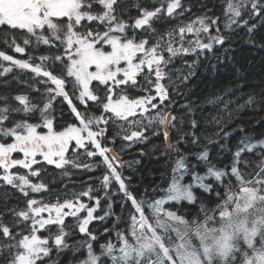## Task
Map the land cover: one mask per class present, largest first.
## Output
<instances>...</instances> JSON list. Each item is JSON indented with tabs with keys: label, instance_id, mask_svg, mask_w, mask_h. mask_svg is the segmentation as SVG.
Segmentation results:
<instances>
[{
	"label": "snow or ice",
	"instance_id": "1",
	"mask_svg": "<svg viewBox=\"0 0 264 264\" xmlns=\"http://www.w3.org/2000/svg\"><path fill=\"white\" fill-rule=\"evenodd\" d=\"M132 7L137 15L125 19L120 0H0V29L22 39L23 46L11 42L16 53L55 50L35 57L39 63L31 54L16 59L0 51L10 62L0 65V76L15 67L43 86L22 81L30 93L0 95V187L24 202L0 209V264H64L68 253V264H264V134L257 138L235 121L249 106L264 109V90L259 99L254 91L242 93V84L225 90L206 101L216 109L210 118L184 91L210 53L217 62L221 50L229 58L225 32L243 30L255 43L264 30V0H224L220 16L209 15L211 9L196 15L185 0L150 6L136 0ZM209 68L215 72L217 64ZM237 92L247 96L243 103ZM57 103L74 120L59 130ZM150 136H162L164 154L175 156L171 182L139 194L120 153ZM118 140L125 142L119 151ZM225 156L228 162L218 166ZM48 166L62 177L70 169L101 175L80 191L56 192ZM194 188L217 201L208 208L200 199L202 221L165 207L197 203ZM157 192L164 195L157 199ZM94 221L102 231L91 227Z\"/></svg>",
	"mask_w": 264,
	"mask_h": 264
},
{
	"label": "trees",
	"instance_id": "2",
	"mask_svg": "<svg viewBox=\"0 0 264 264\" xmlns=\"http://www.w3.org/2000/svg\"><path fill=\"white\" fill-rule=\"evenodd\" d=\"M139 2L144 6H150L151 0H139ZM136 3V0H120L119 10H123L124 18L128 19L129 17H135L138 10L132 5ZM185 3H191L193 6V12L196 15L203 14L208 12L209 15L220 16L222 14V9L224 6V0H185ZM165 25L157 23L156 27L163 29ZM222 27V26H221ZM223 31V27H222ZM225 35H231V47L233 51L228 54V59H224L221 50V59L217 62L212 58V54H209L210 63L217 64V69L213 72L210 68L205 71V65L209 62L203 64L195 77L191 79L188 87L184 90L187 100L193 101L195 104H203L204 114L205 115H215L216 109L212 105H208L206 101L211 99L216 95L222 94L225 90L229 88L236 87L237 84H242L243 89L242 93L255 92L257 94V99H259V94L264 90V49L258 47L259 44L264 43V30H260L253 39L255 43L250 44L247 42V36L243 30H237L235 33H224ZM13 38L16 39L17 43L22 44V39L19 36H15L9 31L8 35H4V30L0 29V51H4L8 55H12L16 59H26L29 54L33 55L34 63H39L35 57H38L41 54L53 55L55 50L49 51L44 46H41L39 50H33L29 47L26 50L25 54L16 53L14 48L11 46ZM49 64L51 62H48ZM0 65L4 67H9L10 62L3 61L0 58ZM177 67H180V63L177 62ZM2 70V69H0ZM32 74L30 71H21L18 68L13 67V70L6 75L0 76V95H8L9 99L12 96L24 92L30 93L28 84H31L36 87H43L42 85L37 84L32 80ZM22 81H27L28 84L22 83ZM35 95V93H31ZM236 96H241V92H237ZM236 96H233L232 99L235 101ZM228 97H226L227 99ZM247 96H241L239 103H243V100ZM179 103L187 102L183 97L178 98ZM235 103L232 107H235ZM55 117L58 130L63 126H66L69 123H73V117L69 114V109L66 105H61L57 103L55 105ZM61 111L63 116H61ZM17 119L20 117L17 116ZM202 117L198 114V117ZM264 118V109L259 106L256 107H247L245 110L237 113L235 115V121L237 123H244L246 125V131L253 136L259 138L264 134V123L256 124L257 120ZM203 128V125L201 126ZM215 129V125H209L208 131L211 132ZM115 129L111 128L109 135H112ZM240 138L239 134L231 138V144ZM173 142L175 140L173 139ZM122 141H117L115 147L117 151L120 150ZM111 146V145H110ZM183 150L184 146H180ZM143 152V155L141 154ZM165 150L163 147V137L162 136H150L149 140L144 143H137L130 148H126L125 151L121 152V158L123 161L127 162L123 168V173L125 176L132 177L133 188L138 191L139 194H143L145 189L149 190L159 186L162 189H166L171 182L172 176V166L174 163L175 156L171 154H164ZM214 154V153H213ZM85 162H87L86 157H82ZM139 163H134L135 161ZM192 162L195 163L194 158ZM227 157H223L218 166H223L227 163ZM130 163L131 167H128L127 164ZM49 171V180L54 179L55 183L51 186L54 191L62 192L66 187L69 192L71 191H80L83 187L86 186L85 182L92 183L89 180V177H98L101 175V170L97 169L94 172H88L82 169H70L69 177H62L60 175V170L54 169L52 166H48ZM197 171L204 173V166H200ZM184 183H191V176H185ZM195 194L198 197V201L195 204L189 203L188 201H181L180 203L170 202L166 204V208H169V205L172 207L169 210L177 211V214L185 216L189 221L192 220H203V213L200 211V199H203L204 204L208 208H214L217 201L215 198L209 200L207 198L208 194L202 192L201 189L194 188ZM7 193L5 198L4 193ZM163 192H157L155 198L161 196ZM102 195V193H100ZM7 204L8 207H11L14 204L19 203L20 207H24L23 198L20 196V193L16 192L14 189H11L9 186L0 187V209H2ZM102 206H104V201L102 200ZM114 211L119 214L120 208L118 204L114 205ZM147 211V209H146ZM99 214H103L102 212ZM10 217H6V220ZM111 227V224H108ZM93 228H98L102 231L101 222L94 221L91 225ZM121 227H126V224H121ZM77 238H80L77 235ZM101 243L104 242L102 239ZM64 259V264H68V260L72 259V254L68 253Z\"/></svg>",
	"mask_w": 264,
	"mask_h": 264
},
{
	"label": "rangeland",
	"instance_id": "3",
	"mask_svg": "<svg viewBox=\"0 0 264 264\" xmlns=\"http://www.w3.org/2000/svg\"><path fill=\"white\" fill-rule=\"evenodd\" d=\"M201 174H203V173H201ZM183 183H184V182H183ZM185 184H186V183H185ZM162 195H164V193H163ZM162 195H161V196H162ZM161 196L157 197V199H158V198H161ZM170 202H174V201H170ZM170 202H169V203H170ZM165 206H166V205H165ZM201 221H202V220H201Z\"/></svg>",
	"mask_w": 264,
	"mask_h": 264
}]
</instances>
